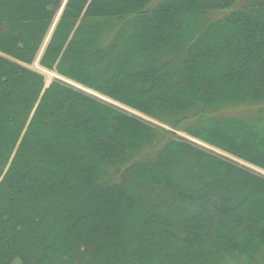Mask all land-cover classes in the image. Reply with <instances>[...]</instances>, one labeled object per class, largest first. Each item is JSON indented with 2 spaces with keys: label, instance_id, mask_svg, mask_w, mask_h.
I'll return each instance as SVG.
<instances>
[{
  "label": "trees",
  "instance_id": "1",
  "mask_svg": "<svg viewBox=\"0 0 264 264\" xmlns=\"http://www.w3.org/2000/svg\"><path fill=\"white\" fill-rule=\"evenodd\" d=\"M0 0V264H264V0ZM223 13V15L220 13ZM173 129V130H172Z\"/></svg>",
  "mask_w": 264,
  "mask_h": 264
},
{
  "label": "rangeland",
  "instance_id": "2",
  "mask_svg": "<svg viewBox=\"0 0 264 264\" xmlns=\"http://www.w3.org/2000/svg\"><path fill=\"white\" fill-rule=\"evenodd\" d=\"M223 13H225V12L220 13V15H221V14L223 15ZM58 18H59V16H56V17H55V19H58ZM50 33H51V30H50ZM50 33L48 34V36H47L46 39L44 40V43L42 44V46H41V48H40V50H39V53H38L36 59L33 61V63H31V64L28 65V67H29L30 69H32V70H34V71H36V72H38V73H40V74L43 75V77H44V79H45V84H46V86H49V84H50L54 79L58 78V75H57L56 72H54V71H49V70L45 69L44 67H42V66L39 64L40 57H41V55H42V53H43V51H44V49H45V46H46V44H47V42H48V40H49ZM67 82L72 83L73 85H76L75 82H73V81H67ZM77 87L80 88V86H78V85H77ZM88 92L91 93V94H93L94 96H96V97H98V98H100V99H102V100L108 102V103H111V104H113V105H115V106H118V107H120V108H122V109L128 111L129 113L135 114V115H137V116H139V117H141V118H143V119H145V120H147V121H150V122H152V123H155V124H157V125H161L162 127H165L166 129H171L168 125L161 124V123H159L157 120H155V119H153V118H151V117H148L147 115H144V114H142V113H140V112H137V111H135V110H133V109L127 107V106H124V105H122V104H120V103H118V102H116V101H114V100H111L110 98H107V97H105V96H101L100 94H97V93H94V92H91V91H88ZM172 130H173V129H172ZM173 131H174L177 135H179V136H181V137H185V138H187V139H189V140H192V141H194L195 143H197L198 145H201V146H204V147H206V148H209V149L213 150L214 152H216V153H218V154H221V155H223V156H225V157H227V158L233 159V160L237 161L238 163H240V164H242V165H245V166H247V167H249V168H251V169H253V170L257 171V172H260V173H263V174H264V172H263L262 170H260V169H258V168H256V167H254V166H252V165H249V164H247V163H245V162H243V161H241V160H238V159H236V158H234V157L228 155V154L225 153V152H222V151H220V150H218V149H216V148H214V147H212V146H209L208 144H205L204 142H201V141H199V140H196V139H194L193 137L187 135L186 133H184V132H182V131H176V130H173Z\"/></svg>",
  "mask_w": 264,
  "mask_h": 264
},
{
  "label": "water",
  "instance_id": "3",
  "mask_svg": "<svg viewBox=\"0 0 264 264\" xmlns=\"http://www.w3.org/2000/svg\"><path fill=\"white\" fill-rule=\"evenodd\" d=\"M65 2H66V0L64 1V2H62L60 5H59V7H58V12H59V15L61 14V12H62V10H63V8H64V6H65ZM83 90H86L85 88H82Z\"/></svg>",
  "mask_w": 264,
  "mask_h": 264
}]
</instances>
